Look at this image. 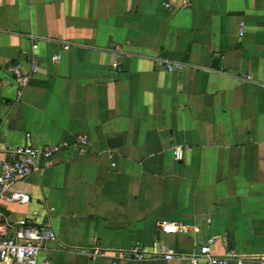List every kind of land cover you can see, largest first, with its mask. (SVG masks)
I'll return each mask as SVG.
<instances>
[{"label":"crops","instance_id":"0c3cea01","mask_svg":"<svg viewBox=\"0 0 264 264\" xmlns=\"http://www.w3.org/2000/svg\"><path fill=\"white\" fill-rule=\"evenodd\" d=\"M26 142L67 146L5 207L51 229L49 264H189L209 239L264 264V0H0V159Z\"/></svg>","mask_w":264,"mask_h":264},{"label":"built area","instance_id":"2783aa9c","mask_svg":"<svg viewBox=\"0 0 264 264\" xmlns=\"http://www.w3.org/2000/svg\"><path fill=\"white\" fill-rule=\"evenodd\" d=\"M33 49L36 48L34 45ZM56 60L57 57H54ZM158 68L168 72L179 71L183 68L181 63H171L156 60ZM37 64L32 62V72H37ZM7 71L14 75L20 84L24 83L20 65H8ZM248 80L250 77L244 76ZM78 151L82 154L86 144L85 137H77L75 140ZM66 145L47 144L42 147H33L26 142L17 147H3V158L0 159V263L5 264H49L46 258L40 254L46 250L47 244L54 238V234L48 227L39 226L26 220L11 221L6 214V206L9 204L26 205L29 196L26 193L14 189L15 185L29 177L38 166L39 162H46L55 154L66 149ZM173 159L181 161L183 150L175 148L172 151ZM162 234H178L183 232L182 228L175 223L162 221L158 223ZM213 239L198 247L197 253L191 257L189 264H229L234 260L236 264H242L235 259L232 253L225 257H215L210 252ZM144 248L133 247L128 257L134 260L144 258ZM174 251L161 245L158 249V257L166 261L171 260Z\"/></svg>","mask_w":264,"mask_h":264}]
</instances>
